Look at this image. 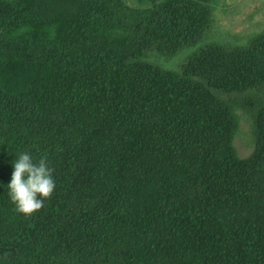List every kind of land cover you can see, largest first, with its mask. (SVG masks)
I'll use <instances>...</instances> for the list:
<instances>
[{
	"label": "trees",
	"instance_id": "trees-1",
	"mask_svg": "<svg viewBox=\"0 0 264 264\" xmlns=\"http://www.w3.org/2000/svg\"><path fill=\"white\" fill-rule=\"evenodd\" d=\"M221 1L0 0V264H264V30L213 43ZM25 151L56 184L27 217Z\"/></svg>",
	"mask_w": 264,
	"mask_h": 264
},
{
	"label": "rangeland",
	"instance_id": "rangeland-1",
	"mask_svg": "<svg viewBox=\"0 0 264 264\" xmlns=\"http://www.w3.org/2000/svg\"><path fill=\"white\" fill-rule=\"evenodd\" d=\"M264 30V0H222L215 12V26L209 33L213 43H230L242 45L248 42L249 36ZM207 42V41H203ZM204 46L202 43L201 48ZM189 51L172 57H157V62L162 66L175 71L180 70ZM158 55V54H157ZM240 133L235 139V147L241 158L249 157L254 150V138L251 121L240 112Z\"/></svg>",
	"mask_w": 264,
	"mask_h": 264
},
{
	"label": "clouds",
	"instance_id": "clouds-1",
	"mask_svg": "<svg viewBox=\"0 0 264 264\" xmlns=\"http://www.w3.org/2000/svg\"><path fill=\"white\" fill-rule=\"evenodd\" d=\"M14 171L7 186V196L14 210L24 216H31L44 207L56 187L53 169L47 157L34 161L29 152H21L13 161Z\"/></svg>",
	"mask_w": 264,
	"mask_h": 264
}]
</instances>
